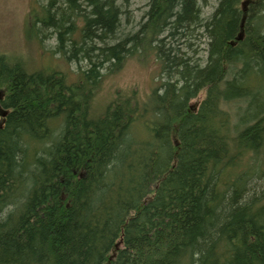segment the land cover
Instances as JSON below:
<instances>
[{
  "label": "trees",
  "instance_id": "1",
  "mask_svg": "<svg viewBox=\"0 0 264 264\" xmlns=\"http://www.w3.org/2000/svg\"><path fill=\"white\" fill-rule=\"evenodd\" d=\"M201 1L150 0L119 40L129 0H51L78 82L0 55V264H264V0ZM150 54L168 79L95 114L105 76Z\"/></svg>",
  "mask_w": 264,
  "mask_h": 264
},
{
  "label": "rangeland",
  "instance_id": "2",
  "mask_svg": "<svg viewBox=\"0 0 264 264\" xmlns=\"http://www.w3.org/2000/svg\"><path fill=\"white\" fill-rule=\"evenodd\" d=\"M50 1L0 0V55L13 60H21L30 71H59L64 73L69 82H78L82 71L88 68V60L81 54L68 58L59 52H54L57 46L56 31L48 26L49 23L42 21ZM219 1H201V13L204 19L213 14ZM149 2L150 0H129L123 5L121 28L118 32L119 40L125 39L140 28L150 9ZM74 38L79 40L80 36L77 34ZM202 41L199 45L194 41L192 48L187 50L189 55H193V50L197 48L196 58L198 57L201 63L207 59L205 48L208 39L204 38ZM85 44L86 46L91 45L90 50L92 51L93 42L88 41ZM153 55H148L146 60L137 58V56L130 57L119 71L106 75L92 100L94 113H103L104 106L120 96H138L141 100L148 99L151 90L159 87L168 79L167 73H162L160 63ZM205 96L206 91L203 90L191 101V104L204 99ZM236 105L238 109L244 105V102L237 101ZM58 128L57 126L56 129ZM263 156L264 154L261 153L255 159L254 156L251 158L257 163L259 158L260 161L264 158Z\"/></svg>",
  "mask_w": 264,
  "mask_h": 264
}]
</instances>
